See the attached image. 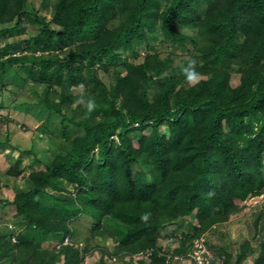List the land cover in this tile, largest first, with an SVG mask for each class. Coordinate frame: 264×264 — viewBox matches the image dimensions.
<instances>
[{
  "label": "trees",
  "instance_id": "trees-1",
  "mask_svg": "<svg viewBox=\"0 0 264 264\" xmlns=\"http://www.w3.org/2000/svg\"><path fill=\"white\" fill-rule=\"evenodd\" d=\"M26 3L0 0V37L31 17ZM34 21L41 30L27 43L41 53L17 56L12 44L1 47V87L9 69L31 68L34 83L60 91L59 102L43 100L46 108L83 134L32 172L13 200L0 199L26 229L16 242L0 234V264L81 263L90 244L83 252L43 246L73 237V220L84 216L92 239L118 243L116 255L150 253L148 264H167L159 255L167 225L190 220L189 230L173 236L175 253L188 255L194 240L240 211L237 201L264 193V0H55L51 23ZM157 32L164 45H194L168 76L160 74L170 56L123 61L118 52H136ZM83 35L89 40L76 43ZM55 41L69 45L62 56L48 53ZM110 69L108 85L99 71ZM75 88L82 92L71 97ZM7 174L21 172L12 166ZM67 186L72 195L62 194ZM262 251L256 264H264Z\"/></svg>",
  "mask_w": 264,
  "mask_h": 264
},
{
  "label": "rangeland",
  "instance_id": "rangeland-1",
  "mask_svg": "<svg viewBox=\"0 0 264 264\" xmlns=\"http://www.w3.org/2000/svg\"><path fill=\"white\" fill-rule=\"evenodd\" d=\"M54 2L55 0H27L25 10L31 17L26 18L14 33L0 37V48L9 43L12 44L10 53L17 56L40 55L41 50L27 42L41 30L34 21V16L46 19L51 23ZM15 24L16 21L6 24L5 27L12 28ZM1 27L3 25H0ZM52 28L57 27L52 24ZM180 30L189 38L198 39L193 28L183 27ZM150 37L148 42L137 45L136 52L118 49V52H122V60L136 59L137 62H141L143 58L151 54H160L162 57L170 56L172 60L160 74V76H168L194 48L191 41H187L185 46L178 45L176 48L164 45L160 32L150 35ZM89 38L87 35L77 37L76 43L87 41ZM68 49L67 43L59 45L55 41L48 53L62 56ZM31 73L32 70L29 67L9 69L3 75L5 87L2 88L0 84V140H9V143L0 147V160H2L1 157L4 158V161L2 160L0 163V188L2 189L0 194L7 200H13L17 189L27 186L28 176L32 172L42 169L45 163L57 155L65 154L70 141L75 136L83 134V130L63 119L58 113L46 108L43 100L50 97L53 102H59L60 91L51 90L48 85L34 83ZM99 74L106 84L112 83V69L108 72L100 70ZM233 76V84H238V75L234 74ZM199 79L196 78L193 82ZM81 92V89L75 88L70 94L71 97H75L79 96ZM75 106L76 103L71 105L73 108ZM66 113L69 114L68 111ZM166 130L167 127H163L162 133H165ZM138 138L134 140H138ZM11 164L21 172L20 176L13 177L7 174L12 167ZM47 191L57 192L53 188H49ZM73 193L74 188L67 186L62 194L72 195ZM237 202L240 211L231 215L228 222L216 225L205 235L194 240L188 255L175 253L179 249V244L174 241L173 236H181L183 232L189 230L190 220L177 221L167 225L161 230L159 255L167 257V264H223V252H225L227 255H231V264H236L243 249L248 248L238 264H256L264 249V193L257 197H249L246 201ZM7 209L0 205V234H4L9 237L8 239L16 242L17 234L20 231L26 233V229L20 220L14 217L16 210L10 207ZM90 222L86 216L79 221L73 220V224H71L75 229L73 237L54 238L52 241L45 242L43 248L48 249L51 253H58L63 246L70 245L83 252L90 244V251L85 254L84 260L79 264H148L150 262V253L146 255L125 253L120 256L116 255L115 247L118 243L112 237L91 238ZM1 264L15 263L9 261Z\"/></svg>",
  "mask_w": 264,
  "mask_h": 264
},
{
  "label": "crops",
  "instance_id": "crops-1",
  "mask_svg": "<svg viewBox=\"0 0 264 264\" xmlns=\"http://www.w3.org/2000/svg\"><path fill=\"white\" fill-rule=\"evenodd\" d=\"M1 159L4 161V158H3V157H1ZM5 159H6V158H5ZM2 160H0V163H1ZM11 166H12V164H11ZM1 190H2V189L0 188V191H1ZM1 198L4 199L3 196H2V194H0V199H1Z\"/></svg>",
  "mask_w": 264,
  "mask_h": 264
},
{
  "label": "built area",
  "instance_id": "built-area-1",
  "mask_svg": "<svg viewBox=\"0 0 264 264\" xmlns=\"http://www.w3.org/2000/svg\"><path fill=\"white\" fill-rule=\"evenodd\" d=\"M194 259L197 261V258L194 256ZM198 262V261H197ZM200 264H202V263H200Z\"/></svg>",
  "mask_w": 264,
  "mask_h": 264
}]
</instances>
